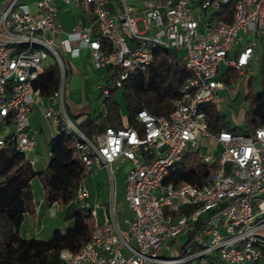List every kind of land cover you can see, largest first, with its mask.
I'll use <instances>...</instances> for the list:
<instances>
[{
  "label": "built area",
  "instance_id": "built-area-1",
  "mask_svg": "<svg viewBox=\"0 0 264 264\" xmlns=\"http://www.w3.org/2000/svg\"><path fill=\"white\" fill-rule=\"evenodd\" d=\"M129 1L7 0L0 8V131L7 130L0 150L12 147L33 165L27 154L37 143L29 127L35 107L47 121L54 118L56 127L59 117L65 119L66 132L76 136L83 176L73 203L91 215L93 226L78 252L60 251V264H264V127L249 134L213 133L200 109L233 100L241 80L245 88L252 84L264 57L256 52L257 38L264 45V0H141L140 8ZM57 3L79 5L92 23L62 31ZM225 5H231L229 20L218 15L228 10ZM81 50L94 71L105 70V84H95L105 97L129 75L144 73L155 50L173 53L190 76L169 114L141 109L135 126L106 127L89 137L66 117L63 102L65 65ZM49 59L57 63L60 80L52 95L42 98L36 86L50 70ZM186 153L207 165L205 181L166 183ZM116 165L124 167L131 214L125 229L111 204L103 222H96L97 207L83 185L95 168L112 180ZM183 234L186 241L177 246ZM176 248L179 253L171 257Z\"/></svg>",
  "mask_w": 264,
  "mask_h": 264
},
{
  "label": "trees",
  "instance_id": "trees-1",
  "mask_svg": "<svg viewBox=\"0 0 264 264\" xmlns=\"http://www.w3.org/2000/svg\"><path fill=\"white\" fill-rule=\"evenodd\" d=\"M226 7L228 10L225 13L222 10L218 15L225 14V20H229L231 5ZM189 76L188 70L173 53L155 50L154 60L144 73L131 74L121 87L113 85L109 89V95L102 102L107 114L101 111L92 118L86 117L79 122V130L89 136L106 127H122L119 105L112 99L118 90H121L126 102L128 126L136 125L135 115L141 109L157 116L167 115L179 99L180 89ZM229 78L235 80L236 73L231 72ZM57 79L51 71L39 78L36 88L42 98L50 97L56 90ZM225 80L228 81V78ZM261 87V90L255 91L250 82L247 85L244 99L248 107L243 115V130L231 127L214 105L201 106L210 131L231 130L249 134L257 127H264V72ZM61 129L58 121L57 131L48 144L50 159L40 172H35L26 158L12 147L0 150V264H60V251L66 249L76 253L90 239L93 226L91 215L73 203L83 176L74 150L76 136ZM207 172V165L200 163L195 153H186L165 182L175 186L201 185ZM35 177L42 187L43 204L46 207L57 204L63 210V218L72 221L70 227L63 232L54 230L46 240L22 239L19 235L23 215L30 218L36 215L30 190V182ZM59 179L64 180L63 191L55 188Z\"/></svg>",
  "mask_w": 264,
  "mask_h": 264
},
{
  "label": "rangeland",
  "instance_id": "rangeland-1",
  "mask_svg": "<svg viewBox=\"0 0 264 264\" xmlns=\"http://www.w3.org/2000/svg\"><path fill=\"white\" fill-rule=\"evenodd\" d=\"M138 30H142L143 26L140 21L137 22ZM258 47L256 52L259 56H264V45H262L261 40L257 38ZM63 63H66L64 57H62ZM50 61V59H49ZM49 71L55 74V77L60 80V76H58V66L57 63L48 62ZM75 66L69 61L65 65V83L68 81L69 71H74ZM264 68V57L259 59L256 63V71L252 75V86L255 91L261 90V78L262 75L259 73V70ZM105 74V70H103V75ZM101 82V83H99ZM97 83V82H96ZM95 83V84H96ZM98 84H105L104 81H98ZM111 84V80L108 81V85ZM83 89V88H82ZM245 85L244 81L241 80L239 91L234 96L233 100L225 101L222 104H219L217 107L221 114L226 118V120L230 123L231 126L234 127H242L244 128L243 115L247 110L248 104L244 99L245 96ZM222 96L225 94L224 92L220 93ZM84 95L86 104L88 106V113L84 115V118L89 117L92 118L93 115H97L102 110V102L104 100V95H100L99 90L95 87L90 88L89 83L85 85ZM119 105V114L122 120L124 121L127 116L126 102L122 98L121 90L117 91L112 98ZM66 95L64 96V107L65 114L69 121L79 129V117H73L66 106ZM40 110L38 108H34L32 111V115L29 118L30 127L39 132L37 135V149L31 154H27V158H32L35 160V157L38 159V162L34 166L35 170H40L45 167L48 161V152H49V141L51 136L54 133L53 123L56 121L52 118L49 121H46L41 115ZM57 120L60 121V125L65 128V119L61 120L59 117ZM12 128L10 127L9 130ZM7 131V130H6ZM4 130L0 131V137H3L5 132ZM91 135H89L90 137ZM113 178L109 179L107 171L104 169H96L90 173H88L83 179V185L87 189L90 194V202L93 207H97L96 213L99 215L102 213L105 207H108L110 199H112L114 203L116 217L122 216L125 214V205L123 200V167L122 168H114L112 172ZM55 188L58 191H63L64 189V180L59 179ZM30 190L33 196L34 204L37 206L38 217L36 220H32L31 218L26 217V214L23 215L25 218L21 227L19 228V233L25 239L30 238H38V239H47L50 237L52 230H62L68 227L71 224V220H65L63 218V210L55 204V206L48 212L46 206L42 205L43 199V191L40 185L39 180L35 177L30 182ZM187 236L186 235H178L176 238V245H182L185 243ZM179 253V248H176L172 251L171 257L175 256Z\"/></svg>",
  "mask_w": 264,
  "mask_h": 264
},
{
  "label": "crops",
  "instance_id": "crops-1",
  "mask_svg": "<svg viewBox=\"0 0 264 264\" xmlns=\"http://www.w3.org/2000/svg\"><path fill=\"white\" fill-rule=\"evenodd\" d=\"M28 1L33 2L35 0H28ZM6 2H7V0H0V8ZM129 2H130L131 5H134V6L138 7V8L141 7V0H130ZM57 8H58V16H59L60 27H61V30L64 31V32L70 31L71 28H73L78 22H81L82 25H90L92 23V20H93L92 16L89 13L84 12L81 9V7L79 5H77V4H70V5L66 6V5H62L60 3H57ZM110 8H112V7H110ZM89 17H91L92 20H90ZM70 62L72 63V65L75 66V68H74L73 72L69 71L68 81L66 82V85H65V88H64V93H63V102H64V96L66 95L65 103H66V106L69 109L71 115L73 117H79L78 118L79 121H82L83 119H85L84 115L88 113V106L86 104L85 95H84L85 85L88 82L89 83V87L91 89L94 88L95 87V83L100 81L103 78V71H94L91 68V64H90V61H89V58H88V54H87V51H85V50H81L79 57L72 59ZM33 109H32V111H33ZM32 111H31V113L29 115V118L32 115ZM40 115L42 116L41 112H40ZM126 118H127V116L125 117L124 121L121 118L122 124L127 123ZM29 127H30V123H29ZM53 128H54V133L51 136V138L55 135V133L57 131V127L54 125V123H53ZM30 129L33 132H36V134L39 133V132L33 130L31 127H30ZM62 129H65V128L62 127ZM36 141H37V135H36ZM36 149H37V143H36ZM49 159H50V157H49V152H48V161H49ZM31 160L33 161L32 167H33V170L35 172H40V171L44 170L46 168L47 164H48V161H47V164L45 165L44 168H42L40 170H35L34 166L38 162V159L35 157V160H33L32 158H31ZM122 167H123L122 165H116L115 166V168H122ZM123 169H124V167H123ZM123 183H124V178H123ZM123 200H124V188H123ZM89 202H90V194H89ZM41 204L44 205L43 202ZM90 204L92 205L91 202H90ZM110 204L113 207L114 216L116 218V221H117L119 227L121 229H125L126 225L123 223V221L125 219H130L131 218V214H130V211H129L128 207H127V204H126L125 200H124L125 214L122 215V216H119V217H116L114 203H113L112 199H110V201H109V205ZM54 206H55V204H53L50 207H46L48 209V212H49V209L51 210ZM96 209H95L96 222L98 224H100L104 220V214H106L108 212V207H105L100 215L98 213H96ZM35 212H36V215H35L34 218H31L32 220H36L37 217H38L37 206H35ZM26 217L23 218L22 223L24 222ZM28 218H30V217H28ZM22 223H21V225H22ZM21 225H20V227H21ZM71 225H72V222H71V224L68 227H70ZM68 227H66L65 229H67ZM52 231H54V230H52ZM60 231L62 232V230H60ZM51 234H52V232H51ZM19 235H20V237L22 239H25V238H23L21 236L20 233H19ZM30 239L42 240V239H38V238H30ZM43 240H46V239H43Z\"/></svg>",
  "mask_w": 264,
  "mask_h": 264
}]
</instances>
